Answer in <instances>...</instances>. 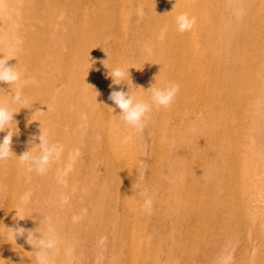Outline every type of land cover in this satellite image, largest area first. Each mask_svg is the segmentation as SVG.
I'll list each match as a JSON object with an SVG mask.
<instances>
[{
	"label": "bare ground",
	"instance_id": "bare-ground-1",
	"mask_svg": "<svg viewBox=\"0 0 264 264\" xmlns=\"http://www.w3.org/2000/svg\"><path fill=\"white\" fill-rule=\"evenodd\" d=\"M0 38L34 80L28 108L11 105L17 157L0 162V264H37L27 232L49 226L53 264H264V0H0ZM117 65L137 98L180 85L140 134L109 100L128 90L112 84ZM15 90L0 83V100ZM44 129L64 152L38 175L18 156Z\"/></svg>",
	"mask_w": 264,
	"mask_h": 264
},
{
	"label": "clouds",
	"instance_id": "clouds-1",
	"mask_svg": "<svg viewBox=\"0 0 264 264\" xmlns=\"http://www.w3.org/2000/svg\"><path fill=\"white\" fill-rule=\"evenodd\" d=\"M138 15L142 16V10H140ZM243 15L244 10L240 9L237 12V17L240 18ZM176 23L178 31L183 33L192 29L195 24V18L190 17L188 13H180L176 17ZM166 31V28L161 31L159 37L161 40L164 38V33ZM0 42H2V38H0ZM146 50L149 53L151 52L150 48H146ZM12 58L14 57H5L3 54L0 55V83H5L9 86L14 85L16 88L9 100H0V132L6 131L3 139L0 140V162H4L15 155L12 151L11 145L12 138L16 134V121L14 119V114L17 113L18 110H14L11 105L18 104L22 105L20 108H28L26 106L28 101L23 95V89L34 83V80L25 77L24 72L18 69L16 64L9 65L8 62ZM129 68L130 66L125 67L117 65L110 70L109 76L112 79V84L116 86L126 84L128 90L124 91L122 88L121 90L113 89L110 92L109 100L114 102V104L120 109L118 114L120 121L128 128L134 129L135 133L140 134L144 131L150 120L153 106H156L157 108H169L180 91V85L175 82H169L162 87H153L151 85L148 88L151 91L149 98H137L134 94V87L128 71ZM129 82L131 83L132 88H130ZM13 122H15L14 127L12 126ZM53 135L54 132L52 129L40 130L39 136L34 137V139L39 140L38 144H34L38 145V151H33L32 145L28 150L18 156L19 164L26 167L29 172H35L38 175H45L54 163L61 160L64 152V146L51 139ZM136 187L139 191V195L144 198L141 210L150 214L154 203L153 196L149 194L147 189H142L139 182H137ZM30 198L31 192L25 193L20 198L21 205L27 206ZM8 229L10 230L14 241L18 237L25 236L26 230L23 227ZM35 233L38 232L35 230L27 232L26 242L33 250H35L37 264H53L54 256L60 251L62 244L61 236L52 226H49L44 234L39 233L37 236Z\"/></svg>",
	"mask_w": 264,
	"mask_h": 264
}]
</instances>
